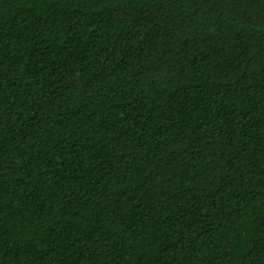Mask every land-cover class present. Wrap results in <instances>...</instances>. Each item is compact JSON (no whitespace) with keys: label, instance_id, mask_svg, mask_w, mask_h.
<instances>
[{"label":"trees","instance_id":"obj_1","mask_svg":"<svg viewBox=\"0 0 264 264\" xmlns=\"http://www.w3.org/2000/svg\"><path fill=\"white\" fill-rule=\"evenodd\" d=\"M0 264H264V0H0Z\"/></svg>","mask_w":264,"mask_h":264}]
</instances>
